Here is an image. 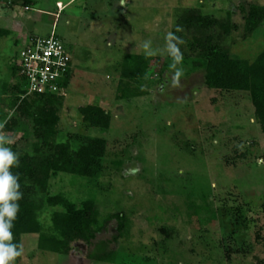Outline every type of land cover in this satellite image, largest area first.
<instances>
[{"label":"rangeland","instance_id":"374dc122","mask_svg":"<svg viewBox=\"0 0 264 264\" xmlns=\"http://www.w3.org/2000/svg\"><path fill=\"white\" fill-rule=\"evenodd\" d=\"M34 2L26 8L0 0V29L8 32L0 37L4 146L36 160L52 152L12 88L18 78L12 60L29 36L60 38L72 59L69 84L54 103V143L75 151L82 139L101 138L106 146L98 176L51 172L47 185V198L94 202L95 238L61 254L40 250L39 234L13 237L23 249L13 264H264V133L247 92L204 85L206 62L194 45L210 36L232 58L256 57L264 50V21L249 32L244 14L264 0ZM198 12L228 19L233 28L225 34L217 23L186 21ZM169 32L185 41L180 84H172L164 52L151 56L143 74L124 78V57L145 56L146 40L163 49ZM86 106L106 110L108 126L89 124L80 111ZM63 211V204L46 202L41 232L52 234L51 216Z\"/></svg>","mask_w":264,"mask_h":264},{"label":"trees","instance_id":"16d2710c","mask_svg":"<svg viewBox=\"0 0 264 264\" xmlns=\"http://www.w3.org/2000/svg\"><path fill=\"white\" fill-rule=\"evenodd\" d=\"M7 1L10 5L19 4L26 8L35 4L34 0ZM190 16L186 18V21L194 19L200 27L217 23L219 28L221 27L222 33L225 34L233 28V24L228 19L218 22L216 19L204 16L201 12ZM244 20L245 29L249 32L255 31L264 21V7H250L244 14ZM7 34L6 30L0 29V37ZM212 41V37L207 36L203 41L196 40L194 44L195 47L200 46L206 62L204 85L208 89L247 92L254 108L257 123L264 133V50L252 59L232 58L227 49H217ZM124 58L122 75L128 79L143 74L153 59V57L140 54L126 55ZM71 70L61 83L64 89L69 84ZM23 86L22 79L18 76L17 82L12 85V88L18 91L19 99L25 93ZM59 98L61 95L43 94L19 100L23 104L24 113L33 118L34 132L37 137L52 152L38 160L28 154L18 155V165H14L10 169L18 177L19 191L23 194L18 201L19 210L12 222L11 231L13 237L39 234L38 248L40 250L68 254L72 249L73 242L80 241L89 244L95 238L98 231V228H95L98 224V210L92 200H86L80 206H76L69 204L60 196L47 198L50 174L58 171L87 178L98 176L102 168L106 142L101 138L82 139L80 147L75 151L68 144L54 143L58 123L57 108L54 107V103ZM34 105L38 109L35 113H30L25 108V106L29 108ZM80 111L89 124L104 128L108 126L109 115L106 110L97 106H86L81 107ZM46 202L51 205L63 204L65 207V211L52 214L51 230L53 233L49 235L41 232L42 226L39 221V212ZM262 210L264 211V204ZM103 260L105 261L106 258Z\"/></svg>","mask_w":264,"mask_h":264},{"label":"clouds","instance_id":"9594fccd","mask_svg":"<svg viewBox=\"0 0 264 264\" xmlns=\"http://www.w3.org/2000/svg\"><path fill=\"white\" fill-rule=\"evenodd\" d=\"M118 2L124 5L127 0H118ZM184 43L185 41L181 36L169 32L165 36L163 49L153 48L151 40H146L142 44L144 54L147 57L164 52L171 58L170 68L173 70V85H179L180 78L183 76V53L180 46ZM3 126L4 122H0V128ZM6 142V138L0 135V264H13L16 257L20 256L23 251L22 247L11 242L13 239L12 222L19 210L18 201L23 194L19 191L18 177L10 171L14 165H18L19 156L9 147L4 146Z\"/></svg>","mask_w":264,"mask_h":264},{"label":"built area","instance_id":"2783aa9c","mask_svg":"<svg viewBox=\"0 0 264 264\" xmlns=\"http://www.w3.org/2000/svg\"><path fill=\"white\" fill-rule=\"evenodd\" d=\"M18 68L26 98L33 95H64L61 83L72 69V59L62 40L56 36H29L19 41Z\"/></svg>","mask_w":264,"mask_h":264},{"label":"crops","instance_id":"0c3cea01","mask_svg":"<svg viewBox=\"0 0 264 264\" xmlns=\"http://www.w3.org/2000/svg\"><path fill=\"white\" fill-rule=\"evenodd\" d=\"M124 7V6H123Z\"/></svg>","mask_w":264,"mask_h":264}]
</instances>
